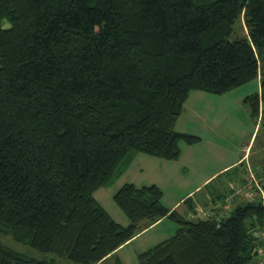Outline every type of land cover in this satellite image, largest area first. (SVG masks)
<instances>
[{"label":"trees","instance_id":"trees-1","mask_svg":"<svg viewBox=\"0 0 264 264\" xmlns=\"http://www.w3.org/2000/svg\"><path fill=\"white\" fill-rule=\"evenodd\" d=\"M256 78L245 102L264 128V0H0V231L60 258L0 243V264H104L164 217L178 227L141 264H264L257 194L191 219L128 182L114 194L126 225L95 197L137 154L173 160L200 139L176 129L192 91ZM238 166L232 183L250 174Z\"/></svg>","mask_w":264,"mask_h":264},{"label":"rangeland","instance_id":"rangeland-1","mask_svg":"<svg viewBox=\"0 0 264 264\" xmlns=\"http://www.w3.org/2000/svg\"><path fill=\"white\" fill-rule=\"evenodd\" d=\"M245 32L243 19L239 17L233 25L231 40L244 35ZM260 90L261 82L259 78H256L225 93L200 92L202 97L199 99L192 94L190 102L184 105L179 119V128L176 127V129L180 131L182 128L183 131H187L186 133L197 135L200 139L193 144L181 141L180 148L181 145L191 148L184 150L183 154L180 153V156L173 160L145 153L137 154L128 166L123 164L122 174L116 173L111 182L95 192V197L113 219L126 225L129 219L116 204L114 194L128 182L137 186L157 184L163 192L162 201L165 206L172 208L176 202H179L174 210L177 209L178 213L189 218L188 214L193 215L194 211L191 210L194 208H191L189 202H184L188 198H185L187 192L195 184L200 183L205 176L215 174L213 176L215 179H210L206 184L211 180L213 182L207 187L206 184L203 185L202 192L197 193V196L205 194L208 189L217 187L226 177L231 178L234 172L232 170L226 172V169L222 170V168L237 162L248 149L242 171H250L248 177L253 175L255 182L264 183V128L261 127L260 121L252 116L250 106L245 102L247 96ZM241 168L238 166L237 170L241 171ZM218 175L221 177H217ZM220 205L227 204L222 202ZM202 217L204 216L201 214L200 218ZM169 226L175 227L174 230L171 228L168 230L169 235L166 232L162 238L161 236L152 237L157 236ZM177 227L178 224L174 219L167 218L155 230L124 246L125 248L118 254L122 256L123 264H141L139 254L171 237ZM0 243L35 261H53L57 258L54 253L40 251L29 243L16 240L10 232L0 231ZM61 259L68 261L66 258ZM115 261L116 255L104 264H115Z\"/></svg>","mask_w":264,"mask_h":264},{"label":"crops","instance_id":"crops-1","mask_svg":"<svg viewBox=\"0 0 264 264\" xmlns=\"http://www.w3.org/2000/svg\"><path fill=\"white\" fill-rule=\"evenodd\" d=\"M192 92H195V93H192ZM191 93H190V96H189V98H188V100L186 101V103H188V102H190V98H191V96H192V94H193V96H195V98H197V99H199V98H201L202 97V95H200L201 93L200 92H204V91H192ZM186 103H185V105H186ZM179 119H180V117H179ZM179 119H178V121H177V124H176V127H177V129L179 128ZM180 131H183L182 130V128H180ZM183 132H187V131H183ZM191 147H189V146H186V145H181V153L183 154V151L184 150H188V149H190ZM249 150V149H248ZM247 150V151H248ZM247 151L245 152V154H244V156H242L237 162H232L231 164H229V165H227V166H225L224 168H222V170L223 169H226V170H228V169H230V168H232V167H235V166H238L241 162H246L245 160H244V158L245 157H247ZM227 167H230V168H227ZM225 170V171H226ZM215 174H212V175H209V176H205L204 178H203V180L200 182V183H197V184H195L188 192H187V194H186V196H185V198L186 197H188V198H191L192 200L189 202L190 203V205H191V208H194V210H191V211H194L193 213V215H190V214H188V216H189V218H191V219H195V218H197V217H200L201 216V214H202V216L204 215V212L202 213L201 211H205V210H212V211H214V214H216V215H220V214H224V215H227V214H229L231 211H232V209H233V205L234 204H236V203H239V202H242L243 201V199H245L244 198V196H237V197H235V199H234V201L232 202V203H226L227 205H220V204H222V202H224L223 200L224 199H222L224 196H227V194L228 193H230L231 191V186H232V182L234 181V179L232 178V179H230V178H228V177H226V179H224L223 181H222V183L220 184V185H217V187H214V188H212V189H208L207 190V192L205 193V194H202V195H198L197 196V193H199V192H202V190H203V185H205L210 179H215V178H213V176H214ZM245 174L243 173V174H240V176H244ZM263 175V174H262ZM221 177V176H220ZM245 177V176H244ZM260 177L261 178H263L261 175H260ZM248 179V175H247V177H245V182H243L242 181V179L239 181V184L243 187V186H245V185H247V179ZM212 182H213V180H211ZM211 182V183H212ZM203 186V187H202ZM206 187L208 186V184H206L205 185ZM219 190L221 191V192H219ZM218 192V193H217ZM217 193V194H216ZM219 193H222L223 194V197L222 198H218V195H219ZM221 194V195H222ZM190 195H192V196H190ZM190 196V197H189ZM225 198V197H224ZM184 199V198H183ZM182 201V200H181ZM184 202H186V200L184 201ZM179 204V202H176L175 204H174V206L172 207V208H169L170 210H174V207L176 206V205H178ZM168 217H164L163 219H161V220H159L158 222H156L155 224H153V225H151L150 227H148L147 229H145V230H143L141 233H139V234H137L133 239H131L130 241H128L127 243H125L123 246H121L112 256H110V257H108L106 260H105V262H107L108 260H111L112 258H113V256L114 255H116V256H118V257H120L121 258V260H122V256L120 255H118L119 254V252L122 250V249H124L127 245H129V244H131V243H133V242H135V241H137V240H139L140 238H141V236H143L144 234H147V233H149V232H151V230H155L159 225H161L166 219H167ZM170 228H171V230H174L175 229V227L174 226H169V228H165L164 230H163V232H161V233H159L157 236H152V237H160L161 236V238L164 236V235H166V232H167V235H169L170 234V232H169V234H168V230H170ZM155 238V239H156ZM125 246V247H124ZM141 246H143L142 244H141Z\"/></svg>","mask_w":264,"mask_h":264},{"label":"built area","instance_id":"built-area-1","mask_svg":"<svg viewBox=\"0 0 264 264\" xmlns=\"http://www.w3.org/2000/svg\"><path fill=\"white\" fill-rule=\"evenodd\" d=\"M231 189L232 191L225 199V203H232L234 201V198L237 196H244L245 199L253 200L255 199L256 196L255 194H257L259 196L258 199H260L264 203V187L262 186V183L255 182V178L253 175L248 177L247 185L242 187L239 183L234 182L232 183ZM201 212L203 213L204 211ZM213 215H215L214 211L210 209V210H205L203 216L208 218ZM260 235L264 240V229L261 230Z\"/></svg>","mask_w":264,"mask_h":264}]
</instances>
